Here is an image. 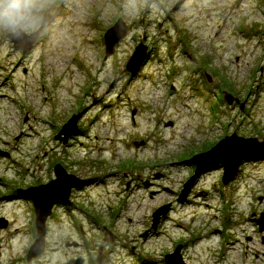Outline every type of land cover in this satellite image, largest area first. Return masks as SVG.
Here are the masks:
<instances>
[{"label": "rangeland", "instance_id": "1", "mask_svg": "<svg viewBox=\"0 0 264 264\" xmlns=\"http://www.w3.org/2000/svg\"><path fill=\"white\" fill-rule=\"evenodd\" d=\"M21 2L37 7L19 26L0 19V264H165L178 248L184 264H264V149L227 185L207 170L179 202L193 157L233 135L264 144V0ZM118 19L127 33L107 55ZM17 31L36 36L26 53ZM57 165L83 184L28 263L35 213L19 192Z\"/></svg>", "mask_w": 264, "mask_h": 264}, {"label": "water", "instance_id": "2", "mask_svg": "<svg viewBox=\"0 0 264 264\" xmlns=\"http://www.w3.org/2000/svg\"><path fill=\"white\" fill-rule=\"evenodd\" d=\"M126 33L127 28L122 20L118 19L115 25L104 35L107 55H109L113 46L125 37ZM35 38L36 36L25 37L21 31H17L13 35L8 36L13 47L20 50L22 53L31 50ZM142 51L143 50L140 47L137 48L126 66L128 72L133 73L135 71V66L140 65L142 59L140 54ZM226 101L228 105H231L234 102L233 98L229 95L226 97ZM76 121L77 118H72L68 124L62 128L56 139L66 142L71 134H75ZM62 136L64 139L61 138ZM263 149L264 144H259L255 139H241L233 135L232 137L223 139L209 152L193 157L191 162L196 165L195 176L190 178L184 185L183 190L179 195V202L183 203L186 200V197L194 186L196 179L203 175L207 170L221 166L224 170L222 182L224 185H227L237 175L240 165L246 160L256 159L259 156L258 153ZM54 174L56 179L49 184L37 188H31L25 192H19V195L27 196L33 202L35 212L36 238L26 256L28 263L33 259L38 258L44 251L46 222L52 215V209L59 205H69L71 191L79 188L83 184V181L78 180L73 175L67 174L60 165L55 166ZM168 212L169 207L160 208L154 212L152 215V229H156L160 219L165 218ZM255 222L258 225L259 232H263L264 214L261 215L260 220H255ZM179 252L180 248L176 250L175 254L167 256L166 264H184L181 262ZM97 262L99 263L100 261L98 260ZM68 264H80V261H71Z\"/></svg>", "mask_w": 264, "mask_h": 264}, {"label": "clouds", "instance_id": "3", "mask_svg": "<svg viewBox=\"0 0 264 264\" xmlns=\"http://www.w3.org/2000/svg\"><path fill=\"white\" fill-rule=\"evenodd\" d=\"M37 7L30 2H21V0H13L4 6L2 13V22L8 28H15L19 26L25 19V13L30 12L33 8Z\"/></svg>", "mask_w": 264, "mask_h": 264}, {"label": "flooded vegetation", "instance_id": "4", "mask_svg": "<svg viewBox=\"0 0 264 264\" xmlns=\"http://www.w3.org/2000/svg\"><path fill=\"white\" fill-rule=\"evenodd\" d=\"M254 222H255V220H254ZM256 223V222H255Z\"/></svg>", "mask_w": 264, "mask_h": 264}]
</instances>
